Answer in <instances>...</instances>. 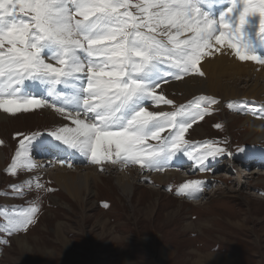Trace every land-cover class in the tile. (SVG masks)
Returning a JSON list of instances; mask_svg holds the SVG:
<instances>
[{
	"label": "snow or ice",
	"instance_id": "6c2138e0",
	"mask_svg": "<svg viewBox=\"0 0 264 264\" xmlns=\"http://www.w3.org/2000/svg\"><path fill=\"white\" fill-rule=\"evenodd\" d=\"M217 53L264 67V0H0V112L15 116L49 107L74 125L15 133L18 147L7 172L42 167L33 153L61 146L96 165L119 161L163 171L186 155L207 171L226 149L211 141L195 148L185 134L220 100L201 95L170 112L149 111L146 104L173 105L157 94L160 83L204 77L201 61ZM227 107L264 113V106L247 101ZM57 163L73 166L66 157L58 156ZM203 185L186 181L176 194L197 199ZM35 186L44 187L38 180ZM11 188L23 195V187ZM38 211L36 205L5 208L0 231H27Z\"/></svg>",
	"mask_w": 264,
	"mask_h": 264
},
{
	"label": "rangeland",
	"instance_id": "374dc122",
	"mask_svg": "<svg viewBox=\"0 0 264 264\" xmlns=\"http://www.w3.org/2000/svg\"><path fill=\"white\" fill-rule=\"evenodd\" d=\"M208 58L201 61V70ZM227 65L230 67L227 72L225 65L217 72L220 82L228 83L234 76L239 97L225 101L214 95L197 94L181 102L183 96L178 93L173 105L149 101L148 106L149 111L164 107L170 112L201 95L220 100V104L212 106L214 111L210 115L193 124L185 134V139L195 148L211 141L226 149L208 162L207 171L199 170L186 155H178L174 158L173 166L177 164L176 167L168 166L163 171L147 170L134 164L126 169L140 170L143 173L140 175L128 176L123 167L115 170L118 165L123 166L119 161L109 166L93 164L87 169L99 179L86 182L84 171L82 178L76 176L77 179L63 189L56 180V167L46 163L45 171L40 174L36 168L11 175L7 168L18 147L19 138H13L15 133L30 135L65 125L55 122L42 109L10 115V122L0 123V141H3L0 144L3 159L0 163V211L10 206L6 209L11 212L12 207L18 205L14 198L7 197L11 183H20L18 187H23L29 180L36 184L37 180L42 182L39 178L47 177L58 190L50 196L41 222L34 229L19 232L18 236L0 231V249H3L0 264H264V176L255 175L257 171L264 172L261 163L264 136L250 133L256 119L264 121V113L254 116L246 109L238 112L227 107L229 101H247L248 106L255 105L257 109L264 106V67L250 61ZM194 77L196 82L192 85H199L203 77L195 74L181 80L166 78L167 82H161L156 89L157 94L169 99L164 93L166 86ZM255 82L259 85H254ZM247 94L259 96V99L243 97ZM217 124L221 127L217 128ZM73 166L79 167L76 172L86 168L78 162ZM173 169L188 176L186 181L204 182L199 198L190 200L176 194L179 183L186 181L176 178L163 186L153 178L157 173ZM247 173L249 175L244 177ZM122 175L125 176L119 183L118 177ZM138 176L142 177L139 181ZM25 195L26 190L23 195L16 196L24 201L27 200ZM31 195L33 192L28 190V196ZM41 209L42 205L39 211ZM5 223L0 216V225ZM18 237L24 238L23 242L31 247L28 257L22 255L19 242H16Z\"/></svg>",
	"mask_w": 264,
	"mask_h": 264
},
{
	"label": "bare ground",
	"instance_id": "6f19581e",
	"mask_svg": "<svg viewBox=\"0 0 264 264\" xmlns=\"http://www.w3.org/2000/svg\"><path fill=\"white\" fill-rule=\"evenodd\" d=\"M222 51L227 52L226 49H222ZM233 63L234 64H240V62L238 60H236L234 58V56H231V55H228V54H224V55L216 54L215 56H212V57L208 58V61H206V63L204 64V66H203L204 69L203 70H204L205 76L202 79H199L200 82H201L199 85L198 84L192 85V82L196 80L195 77H194V78H190L188 80H185L183 82H177V83L171 84L169 86H166L165 87L166 91H164V93H165V95H167V98H169L170 100H173V101H174L175 95L178 94V93H181L182 96H183V99L181 100V102L186 101V100L190 99L192 96L197 95V94H210V95H214V96H217L219 98H222L225 101H227L229 99H234L235 97H239V93L237 91L238 90L237 89L238 88V84H236L237 80H234V76H232V79H230V81H228V83H223V82H220V78H219L218 73H217L218 70L220 68H222L224 65L226 66V71L225 72H227L229 70V68H230L229 65H227V64L232 65ZM240 70H242V69H240ZM254 85L258 86L259 84L257 82H255ZM42 90L43 89H39L38 93H40L41 95H44L45 93H43ZM162 90H163V88H162ZM252 95L253 94H247V96H243V97L251 98V99H253V98L259 99L258 98L259 96L257 97L256 95H253V96ZM236 99H240V98H236ZM260 99H262V98H260ZM148 104L149 103H147L146 105H148ZM158 107H160V105H158ZM42 110L47 114V116L53 118V120L55 122L59 121V122H62V124L64 123L66 125H69L70 127H74V125L71 124L70 120L65 119L60 113H57L54 109L49 108V107H45V108H42ZM155 111H169V108L161 107V108H158ZM11 119L12 118L10 117L9 114H5L3 112H0V123L10 122ZM263 126H264V121H262L261 119H256L254 121L253 128H251L250 133L252 135L256 133V134H258L260 136H264V127ZM196 141H197V139H196ZM34 155L40 157L43 154H42V152L36 151V152L33 153V156ZM1 159H2V155L0 153V163H3V161H2L3 159L2 160ZM69 159L72 160L73 163H77V161H75L73 157H69ZM261 163H262V166H263L264 165V160L261 161ZM37 165H43L42 167H38V171H39V174H40L42 171H45L47 164L44 165L43 163H41V164H37ZM64 167H66V165H64ZM74 167L76 168V170L79 169L78 166H74ZM122 167L123 166H121V167L118 166L117 168H114V169L115 170L116 169L121 170ZM93 169H92V171H93ZM55 170H57V174L56 175H58V177H56V180H57V182L59 184H61V187L63 189L67 188V186L69 185V183L71 181H75L77 179L76 176L81 175V178H82V176H83L82 172H84V171H86V174H87V176L84 177V180H86V182H90L94 178H95V180L100 178L97 175H96L97 177L94 176V175H91L89 169H87V168L80 169L79 172H76V170L75 171H71V172L70 171H64V170H67V169L63 168V167L59 168V169H55ZM176 171H178V170H176ZM176 171H175V169H173V170H170V171L157 173L156 175H153V178L155 179V181L157 183H159L160 185H163V186L168 185V183L172 182V180H174L176 178H179L180 180H183V181H186L187 178H189L188 176L185 177L184 175H180L179 171H178V174H177ZM127 173H129L128 174V176H129V175H137V174L140 175V173H142V172H140V170H136V172L133 171V170H131V171L125 170V174H127ZM243 174H245V173H243ZM256 174L264 176V172L263 171H257V172H255V175ZM248 175L249 174L247 173L244 177H247ZM124 176L122 175V176L118 177L119 178V183H121V181L124 178ZM241 176H242V174H241ZM137 179L139 181V179L141 180L142 177L139 178V176H138ZM128 180H130V179L128 178ZM63 183H65V184H63ZM90 183H92V182H90ZM196 205H198V204H196ZM23 240H24V238H22V237L16 238V242L17 243L19 242L18 245H19V249H20L22 255L24 257L25 256L28 257V251H29V249L31 247L27 243L23 242Z\"/></svg>",
	"mask_w": 264,
	"mask_h": 264
}]
</instances>
